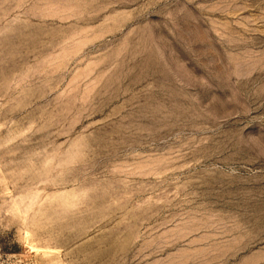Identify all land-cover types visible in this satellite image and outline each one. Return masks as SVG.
Segmentation results:
<instances>
[{
    "label": "rangeland",
    "instance_id": "1",
    "mask_svg": "<svg viewBox=\"0 0 264 264\" xmlns=\"http://www.w3.org/2000/svg\"><path fill=\"white\" fill-rule=\"evenodd\" d=\"M0 264H264V0H0Z\"/></svg>",
    "mask_w": 264,
    "mask_h": 264
}]
</instances>
